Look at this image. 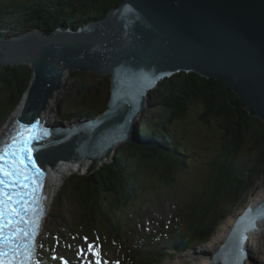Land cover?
<instances>
[{"label":"water","instance_id":"95a60500","mask_svg":"<svg viewBox=\"0 0 264 264\" xmlns=\"http://www.w3.org/2000/svg\"><path fill=\"white\" fill-rule=\"evenodd\" d=\"M21 65H32L37 73L20 118L24 121L40 115L64 71L111 75L114 115H106L104 126L110 135L94 151L75 144L78 150L92 152L88 158L94 160L89 169L93 172L110 156L113 140L124 137L119 133L133 127L150 91L179 73H197L226 84L241 106L264 123V0H124L102 20L78 30L0 41V66ZM33 107L37 111L32 112ZM35 156L40 164L56 161L53 154ZM85 156L81 153L79 158ZM234 217L235 225L226 234L233 237L212 253L214 264H225L218 255L231 264L247 258L245 240L238 235L264 229V199Z\"/></svg>","mask_w":264,"mask_h":264},{"label":"trees","instance_id":"16d2710c","mask_svg":"<svg viewBox=\"0 0 264 264\" xmlns=\"http://www.w3.org/2000/svg\"><path fill=\"white\" fill-rule=\"evenodd\" d=\"M123 1L0 0V12L16 15L50 34L64 22H75L73 28L77 29L83 19H103ZM32 77L27 66H0V104L8 103L11 111L28 90ZM157 91L161 94L152 104L162 115L156 122L179 131L183 159L155 147H141L139 162L146 168L132 173L134 163L124 167L118 162L107 164L92 176L80 177L78 193L88 212L101 217L104 215L98 199L111 191L121 192L116 203L117 220L109 219L120 232L124 223L140 215L137 208L151 200V186L155 191L180 192L176 196L185 207L176 216L180 222L174 233L183 237L180 246L185 250L206 241L236 211L255 179L264 177V123L241 106L226 84L197 73L167 78ZM149 162L162 167L154 169Z\"/></svg>","mask_w":264,"mask_h":264},{"label":"rangeland","instance_id":"374dc122","mask_svg":"<svg viewBox=\"0 0 264 264\" xmlns=\"http://www.w3.org/2000/svg\"><path fill=\"white\" fill-rule=\"evenodd\" d=\"M99 76L100 75L92 71H86V73H82L76 70L75 72L71 74L69 79H68V76L64 77V82L67 79L65 83L64 91H67L69 89H74L75 90L74 97H76L79 100L95 101L97 99L101 103H104L111 96V85H112V81L110 79L111 75L109 74L108 75L109 77H106L104 75H102L101 77ZM110 81H111V84H110ZM68 82H69V85L67 84ZM82 89H89V92L84 93L83 91H80ZM98 90L100 91L99 93V96H101L100 98H97L96 96V93ZM160 94L161 93L158 92L157 90L154 91L152 94L153 96L152 100L159 98ZM93 95L95 96L93 97ZM149 101H151V98ZM102 105L103 104H101L100 106ZM149 110H151V113H149L148 116L151 118V120L161 117L160 115L161 111H155L154 108H151V107L149 108ZM141 121H146V119L143 118ZM6 124H7V120L0 122V135ZM127 145L128 143H123L121 144L119 148H121V150L123 148L125 149ZM104 162H106V160H104L102 163ZM149 163L151 167H153L154 169H156L159 166V165L158 166L154 165L153 162H149ZM159 167H162V165H160ZM90 168H88L84 172H79V171L76 172L75 174L76 176L75 175L69 176L66 179V185L64 187L63 185L65 181H63L60 186L58 185V192L54 194L55 198H53L54 201L51 206V210L49 211L51 213L45 225V230L42 236V242H44L46 239H49L53 243V237H55L58 240V245L62 246L64 243H62L60 238L58 239L56 235L59 234L63 238L64 231L66 228L75 227L77 224H79L82 221L83 219L82 208L83 207L81 205V200H80L79 193H78L79 192L78 187L80 186L79 182L81 181L80 180L81 176L89 177L94 174L92 172H89ZM254 183L255 184L250 189L249 193L244 195L245 197L237 213L240 214V212L243 211V209L247 205L249 206L252 202H258L264 198V178L258 176L255 179ZM164 194L166 193H163L162 196L156 195L154 197V202L152 204L150 200L147 202L148 205L143 207V210H144L142 214L143 219L142 221L140 220L137 221V227H135V229L137 230L135 233L136 236L129 238V240L134 241L135 239H137L139 235H141V233H150L155 229L156 230L163 229V227L165 226L173 227L175 225L174 213H176V211L181 209L182 207L179 206L177 203L174 204V202H172L171 200L172 198L167 199L166 195ZM122 199L125 200L124 197H122ZM98 200L101 205V208L105 211V214H110L115 204V199L113 197V194L110 195L109 193H106V196L104 198L100 197ZM104 206L106 207V209L104 208ZM234 216L235 215H233V217L229 219H226L221 224V226H219L215 230V233L212 237L213 240H219L221 237L227 234V232L229 231V228L235 225L233 224L235 221ZM84 220H85V217H84ZM75 232H77V236H80L82 234L81 232L76 231V230ZM84 234L89 235L87 231H85L83 235ZM104 236L106 237V239L111 237L109 235L108 236L104 235ZM126 238L127 237H124V239ZM80 241H81V236L78 238L76 243L79 245V247L80 246L84 247V241L83 240L81 242ZM209 244L213 245L214 243L211 242ZM107 248H111V250L116 252L114 255H112L114 258L108 257L110 264H118L119 260H121V264H122V262L125 261L126 251H124V248L121 245H119L117 241L107 242ZM193 254L194 253H192V256H194ZM187 255L184 257H181L185 259V262L187 260V258H185L187 257ZM133 263L135 264V262H132V264ZM166 263L168 264V262ZM255 264H261V263H255Z\"/></svg>","mask_w":264,"mask_h":264},{"label":"snow or ice","instance_id":"6c2138e0","mask_svg":"<svg viewBox=\"0 0 264 264\" xmlns=\"http://www.w3.org/2000/svg\"><path fill=\"white\" fill-rule=\"evenodd\" d=\"M29 145L30 139H26L23 133L13 137L11 145H6L4 149L9 159L0 164V172L10 177L0 179V264H35L33 237L36 235V225L31 217L36 213L32 210L33 201L25 199L31 192L20 191L26 179H30L24 172V158L31 159ZM3 159L4 155H0V160ZM32 166L35 167L34 162ZM9 184H13L17 191H6ZM13 196L16 199H12ZM21 224L25 227H20ZM95 264H101L100 260H95Z\"/></svg>","mask_w":264,"mask_h":264},{"label":"bare ground","instance_id":"6f19581e","mask_svg":"<svg viewBox=\"0 0 264 264\" xmlns=\"http://www.w3.org/2000/svg\"><path fill=\"white\" fill-rule=\"evenodd\" d=\"M90 71V70H88ZM94 72V71H92ZM96 73V72H94ZM68 70L64 71L63 76H62V81L63 83L61 84V88L56 90L55 93L52 95L48 105H47V109L45 110V112L43 113V118H50L49 115V105L51 104V106L56 103L63 87H64V77L68 76ZM98 74V73H97ZM100 75V74H98ZM102 76V75H101ZM34 79V78H33ZM29 95V94H28ZM27 95V97H28ZM26 97V100H27ZM26 100L25 103L26 104ZM54 107V106H52ZM25 108L24 105L22 103L19 104V106L12 111V113L10 114L11 117H16V116H21L19 117L22 118L23 113L25 114ZM33 110H35V108L33 107ZM14 112V113H13ZM34 112V111H32ZM47 119V120H48ZM166 130L167 127L164 128L163 132L166 135ZM166 138V136H165ZM160 141V140H159ZM167 143L173 147V142L170 138H166ZM174 153H176L175 151H173ZM53 153H50V155H52ZM177 154V153H176ZM179 156V154H177ZM92 162L89 159H86L83 161H81L80 163L71 159L70 160H60L59 162H56L53 166H50V179H49V187L47 189L48 194L46 193V206H47V210L50 211L51 210V206L53 204V201L55 198L54 194H56L58 192V185L60 186L61 183L63 181H65L69 176L73 175L74 173L76 174V172H84L86 171L88 168H90L92 165ZM83 177V176H81ZM51 212H49L50 214ZM262 227H264V224L262 225ZM254 234V235H253ZM239 237H241L242 239L244 238L245 240V246L247 248V253L250 254V258H246L243 259L242 264H255V263H261L264 264V229L259 233V232H251L249 235H238ZM233 237V235H230L228 237V235H225L223 237H221L219 240H216L217 245L213 248V251H211V256L212 253H216L219 248L225 244L224 241H229L231 240V238ZM239 237L236 239V241L234 243H237L239 240ZM209 252V250L207 249V253ZM222 251L219 252V254H221ZM234 254V253H233ZM195 255V254H193ZM200 256V255H198ZM204 257H196V256H192V253H190L189 255H187V260L185 262L184 258H179L178 261H174L171 262L169 264H214L213 261L210 260L211 256L208 255H203ZM220 257V261L221 263H225V264H231V260L229 259L228 261L224 260V256L223 255H218ZM207 257V258H206ZM184 261V262H183Z\"/></svg>","mask_w":264,"mask_h":264},{"label":"clouds","instance_id":"9594fccd","mask_svg":"<svg viewBox=\"0 0 264 264\" xmlns=\"http://www.w3.org/2000/svg\"><path fill=\"white\" fill-rule=\"evenodd\" d=\"M177 75V74H176ZM175 76V75H174ZM155 110V109H154ZM160 111V110H159ZM157 119H160L159 117Z\"/></svg>","mask_w":264,"mask_h":264}]
</instances>
